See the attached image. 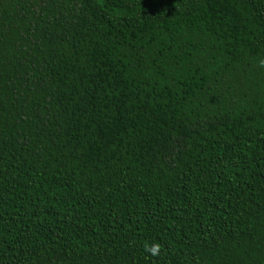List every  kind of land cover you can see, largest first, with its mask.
Instances as JSON below:
<instances>
[{
  "label": "trees",
  "instance_id": "trees-1",
  "mask_svg": "<svg viewBox=\"0 0 264 264\" xmlns=\"http://www.w3.org/2000/svg\"><path fill=\"white\" fill-rule=\"evenodd\" d=\"M262 58L264 0H0V264H264Z\"/></svg>",
  "mask_w": 264,
  "mask_h": 264
},
{
  "label": "clouds",
  "instance_id": "clouds-1",
  "mask_svg": "<svg viewBox=\"0 0 264 264\" xmlns=\"http://www.w3.org/2000/svg\"><path fill=\"white\" fill-rule=\"evenodd\" d=\"M258 67L264 68V58L260 59L257 64ZM144 251L148 253L151 257L156 258L161 253V245L159 243H145Z\"/></svg>",
  "mask_w": 264,
  "mask_h": 264
}]
</instances>
